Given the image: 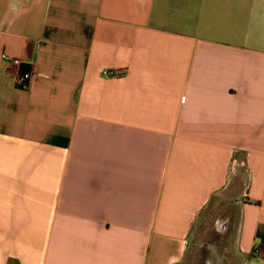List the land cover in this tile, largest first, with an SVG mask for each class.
I'll return each instance as SVG.
<instances>
[{
    "label": "crops",
    "instance_id": "crops-1",
    "mask_svg": "<svg viewBox=\"0 0 264 264\" xmlns=\"http://www.w3.org/2000/svg\"><path fill=\"white\" fill-rule=\"evenodd\" d=\"M209 225L264 264V0H0V264H196Z\"/></svg>",
    "mask_w": 264,
    "mask_h": 264
},
{
    "label": "rangeland",
    "instance_id": "rangeland-1",
    "mask_svg": "<svg viewBox=\"0 0 264 264\" xmlns=\"http://www.w3.org/2000/svg\"><path fill=\"white\" fill-rule=\"evenodd\" d=\"M205 232L206 233L200 238L199 235H197L194 239L195 246L199 254V263L196 264H203L202 261L204 262V259L206 263V257L212 255L213 251L215 252L214 254H217L220 251L221 253H224L228 248H230V244H228L226 240H222V237H220L221 235H218V233L216 234V232H214L213 229L210 228V225L207 227V231ZM202 254H204V257Z\"/></svg>",
    "mask_w": 264,
    "mask_h": 264
},
{
    "label": "built area",
    "instance_id": "built-area-1",
    "mask_svg": "<svg viewBox=\"0 0 264 264\" xmlns=\"http://www.w3.org/2000/svg\"><path fill=\"white\" fill-rule=\"evenodd\" d=\"M14 62L16 64H19V65L22 64L21 59H18V58H15ZM33 74H34V72H32L31 70L21 72L19 77H18V80H17L18 85L23 87V88H26L28 86L29 80L32 78Z\"/></svg>",
    "mask_w": 264,
    "mask_h": 264
},
{
    "label": "trees",
    "instance_id": "trees-1",
    "mask_svg": "<svg viewBox=\"0 0 264 264\" xmlns=\"http://www.w3.org/2000/svg\"><path fill=\"white\" fill-rule=\"evenodd\" d=\"M22 72H25V68H24V69H22Z\"/></svg>",
    "mask_w": 264,
    "mask_h": 264
}]
</instances>
